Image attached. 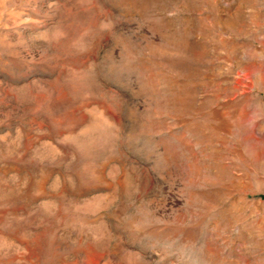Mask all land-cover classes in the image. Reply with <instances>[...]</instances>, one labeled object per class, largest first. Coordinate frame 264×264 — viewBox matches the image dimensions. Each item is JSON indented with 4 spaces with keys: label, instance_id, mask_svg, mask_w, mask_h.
Instances as JSON below:
<instances>
[{
    "label": "rangeland",
    "instance_id": "1",
    "mask_svg": "<svg viewBox=\"0 0 264 264\" xmlns=\"http://www.w3.org/2000/svg\"><path fill=\"white\" fill-rule=\"evenodd\" d=\"M0 264H264V0H0Z\"/></svg>",
    "mask_w": 264,
    "mask_h": 264
}]
</instances>
